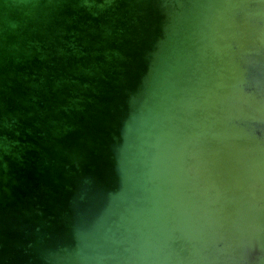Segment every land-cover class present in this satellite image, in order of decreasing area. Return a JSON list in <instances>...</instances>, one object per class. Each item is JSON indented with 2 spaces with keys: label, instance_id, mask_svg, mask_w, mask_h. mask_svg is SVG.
<instances>
[{
  "label": "water",
  "instance_id": "water-1",
  "mask_svg": "<svg viewBox=\"0 0 264 264\" xmlns=\"http://www.w3.org/2000/svg\"><path fill=\"white\" fill-rule=\"evenodd\" d=\"M0 264H264V0H0Z\"/></svg>",
  "mask_w": 264,
  "mask_h": 264
}]
</instances>
